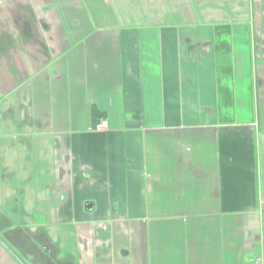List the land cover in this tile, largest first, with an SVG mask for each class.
<instances>
[{
	"label": "crops",
	"instance_id": "crops-1",
	"mask_svg": "<svg viewBox=\"0 0 264 264\" xmlns=\"http://www.w3.org/2000/svg\"><path fill=\"white\" fill-rule=\"evenodd\" d=\"M0 237L26 264H264V0H0Z\"/></svg>",
	"mask_w": 264,
	"mask_h": 264
},
{
	"label": "water",
	"instance_id": "water-1",
	"mask_svg": "<svg viewBox=\"0 0 264 264\" xmlns=\"http://www.w3.org/2000/svg\"><path fill=\"white\" fill-rule=\"evenodd\" d=\"M92 208V205L91 204H87L86 205V211H89L91 210ZM0 243L3 244L6 249L14 256V257H17L19 259L20 262H22V264H26L24 263V261L18 256V254L13 250V248L5 242V240L3 238L0 237Z\"/></svg>",
	"mask_w": 264,
	"mask_h": 264
},
{
	"label": "built area",
	"instance_id": "built-area-1",
	"mask_svg": "<svg viewBox=\"0 0 264 264\" xmlns=\"http://www.w3.org/2000/svg\"><path fill=\"white\" fill-rule=\"evenodd\" d=\"M106 128H107V122L102 121V122H99L97 125H95L94 128H91L90 130L95 131V132H100V131L105 130Z\"/></svg>",
	"mask_w": 264,
	"mask_h": 264
}]
</instances>
